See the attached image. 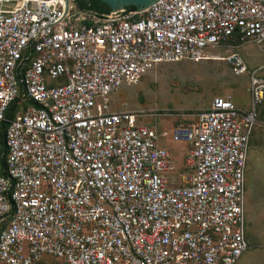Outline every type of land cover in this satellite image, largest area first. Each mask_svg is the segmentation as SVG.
<instances>
[{
  "label": "built area",
  "instance_id": "built-area-1",
  "mask_svg": "<svg viewBox=\"0 0 264 264\" xmlns=\"http://www.w3.org/2000/svg\"><path fill=\"white\" fill-rule=\"evenodd\" d=\"M75 5L0 0V264H235L250 247L264 62L248 72L229 52L249 73L248 107L215 96L170 132L108 104L162 62L246 41L264 56V0H156L113 18ZM168 135L186 146L174 185Z\"/></svg>",
  "mask_w": 264,
  "mask_h": 264
},
{
  "label": "rangeland",
  "instance_id": "rangeland-1",
  "mask_svg": "<svg viewBox=\"0 0 264 264\" xmlns=\"http://www.w3.org/2000/svg\"><path fill=\"white\" fill-rule=\"evenodd\" d=\"M71 1L75 5L74 0ZM233 50L241 55L248 72L264 62L263 54L252 41L239 46L228 43L206 52L220 59L193 61L183 58L162 62L146 71L136 82L123 81L110 94L109 110L147 113L145 122H153L159 131L170 132L174 120L189 118L192 113L205 109L215 96L230 97L235 105L247 108L250 101L249 73L234 74L224 59ZM160 145L171 152L176 166L167 173L171 185H174L183 171L182 156L186 146L173 140L171 135L162 137ZM245 181V223L250 247L235 264H264V125L257 127L252 136Z\"/></svg>",
  "mask_w": 264,
  "mask_h": 264
},
{
  "label": "water",
  "instance_id": "water-1",
  "mask_svg": "<svg viewBox=\"0 0 264 264\" xmlns=\"http://www.w3.org/2000/svg\"><path fill=\"white\" fill-rule=\"evenodd\" d=\"M103 3L107 4L110 8V11L108 12H93L88 10H83L85 12H88L90 14L99 16V17H107V18H113L115 16L121 15L123 13H126L128 11H134V10H142L146 8L151 3L155 2L156 0H101ZM66 6L68 4V0H64ZM30 4H33L32 2ZM134 6L135 8H127V6Z\"/></svg>",
  "mask_w": 264,
  "mask_h": 264
},
{
  "label": "trees",
  "instance_id": "trees-1",
  "mask_svg": "<svg viewBox=\"0 0 264 264\" xmlns=\"http://www.w3.org/2000/svg\"><path fill=\"white\" fill-rule=\"evenodd\" d=\"M77 9L79 10H88V11H93V12H108L110 11V8L108 7L107 4L103 3L101 0H74ZM127 8H135L134 6L130 5L127 6ZM19 103L17 101H14L11 106L10 110L7 111V116H12V113L14 111L15 107H18ZM264 116V111H261V118ZM255 131V130H254ZM254 132L252 133L249 141V148H250V142L252 139Z\"/></svg>",
  "mask_w": 264,
  "mask_h": 264
},
{
  "label": "crops",
  "instance_id": "crops-1",
  "mask_svg": "<svg viewBox=\"0 0 264 264\" xmlns=\"http://www.w3.org/2000/svg\"><path fill=\"white\" fill-rule=\"evenodd\" d=\"M243 108H245V107H243ZM184 154H185V151H184V153H183L182 159H183V157H184ZM250 225H251V223H250ZM249 228H250V226H249ZM247 234H248V233H247Z\"/></svg>",
  "mask_w": 264,
  "mask_h": 264
},
{
  "label": "bare ground",
  "instance_id": "bare-ground-1",
  "mask_svg": "<svg viewBox=\"0 0 264 264\" xmlns=\"http://www.w3.org/2000/svg\"><path fill=\"white\" fill-rule=\"evenodd\" d=\"M215 59H220L219 57H214ZM213 59V58H212Z\"/></svg>",
  "mask_w": 264,
  "mask_h": 264
}]
</instances>
